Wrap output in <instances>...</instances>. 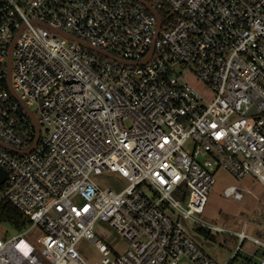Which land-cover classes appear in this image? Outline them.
<instances>
[{
    "label": "built area",
    "instance_id": "obj_1",
    "mask_svg": "<svg viewBox=\"0 0 264 264\" xmlns=\"http://www.w3.org/2000/svg\"><path fill=\"white\" fill-rule=\"evenodd\" d=\"M20 99L41 126L31 150L36 130ZM0 165V203L32 220L0 237V264H229L204 250L189 219L225 231L200 218L220 168L264 185V0H0ZM107 171L129 185L102 187L92 174ZM224 194L243 197L234 185ZM98 219L129 241L125 252L96 236ZM254 230L245 222L234 234L264 246ZM82 238L101 260L80 253Z\"/></svg>",
    "mask_w": 264,
    "mask_h": 264
},
{
    "label": "rangeland",
    "instance_id": "obj_2",
    "mask_svg": "<svg viewBox=\"0 0 264 264\" xmlns=\"http://www.w3.org/2000/svg\"><path fill=\"white\" fill-rule=\"evenodd\" d=\"M184 77L206 99L213 98L214 91L199 77L196 71L188 70ZM31 107L32 109L36 108L34 105ZM36 115L38 116L39 113L37 112ZM129 123L130 121L126 122V124ZM43 134H46L44 126ZM92 176L102 187L122 190L129 185L127 177L117 171L93 173ZM215 178L216 183L208 195L205 210L200 214V218L208 224L223 227L225 231L198 230L195 222L190 219L189 224L200 233L204 240L213 242L210 246L204 243L201 246L219 263L229 261L231 264H260L261 258L264 257V246L249 238L241 242L234 232L242 230L245 222H250L255 225L254 236L264 241V185L251 174L237 178L224 168L215 172ZM230 185L236 186L237 190L243 193L241 199L224 194V188ZM74 200L81 202L82 199L80 196H76ZM17 232V229L9 223L0 224V237L2 238H8ZM94 232L98 238L113 249V254H121L130 246L129 241L105 220H96ZM43 236L44 231L40 226H33L28 233V237L39 247H41L40 238ZM76 248L92 263L103 257L90 239L82 238Z\"/></svg>",
    "mask_w": 264,
    "mask_h": 264
},
{
    "label": "water",
    "instance_id": "obj_3",
    "mask_svg": "<svg viewBox=\"0 0 264 264\" xmlns=\"http://www.w3.org/2000/svg\"><path fill=\"white\" fill-rule=\"evenodd\" d=\"M145 4L152 11H154L156 14H158V12L156 11V9H154V7L150 3L145 2ZM160 26H161V18H160L159 14H158V28H160ZM55 31H57V32L63 34L64 36H66V37L74 40L75 42H78L79 44L83 45L84 47H87L89 49L95 50V51H97L99 53H102V54L106 55L107 57L113 58V59H115V60H117L119 62H124V60H122L119 57L113 55L112 53H110V52H108V51H106V50H104L102 48L93 46L92 44L88 43L87 41H85V40H83L81 38H78L75 35L67 32V31H63V30H55ZM7 82H8L9 88L11 89V91L13 92V94L17 98H19V96L17 95V93H15V90H14V88L12 86V82H11V55L9 56V60H8V76H7ZM21 102H22L23 106L26 108L27 112L29 113V115L31 117V120H32V122L34 124L35 130H36L35 139H34V141L32 143V146L30 147V150H31V149H33L37 145V143H38V141L40 139V136H41V126H40V123H39L38 119L36 118V116L34 114V111H32L31 109H29L22 100H21ZM9 148L12 149V150H14V151H18L17 149H15L13 147H9ZM7 174H8L7 173V170L3 166L0 165V185L6 180ZM195 236H196V238L198 240H202V236L200 234H196ZM204 243L206 245H208V246H210V245L213 244V242H211L209 240H205Z\"/></svg>",
    "mask_w": 264,
    "mask_h": 264
},
{
    "label": "trees",
    "instance_id": "obj_4",
    "mask_svg": "<svg viewBox=\"0 0 264 264\" xmlns=\"http://www.w3.org/2000/svg\"><path fill=\"white\" fill-rule=\"evenodd\" d=\"M2 223H9L17 230H21L30 225L32 220L10 199L4 198L0 203V224Z\"/></svg>",
    "mask_w": 264,
    "mask_h": 264
}]
</instances>
